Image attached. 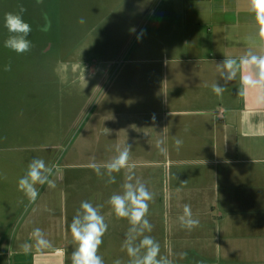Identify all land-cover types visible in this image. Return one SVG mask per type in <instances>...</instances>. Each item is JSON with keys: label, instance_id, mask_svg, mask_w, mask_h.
Returning a JSON list of instances; mask_svg holds the SVG:
<instances>
[{"label": "crops", "instance_id": "obj_1", "mask_svg": "<svg viewBox=\"0 0 264 264\" xmlns=\"http://www.w3.org/2000/svg\"><path fill=\"white\" fill-rule=\"evenodd\" d=\"M77 5L86 8L78 18L55 19L62 36L116 37L100 48L125 54L116 67L104 58L111 83L100 95L94 130L97 142L109 145V160L117 148L131 146L135 177L154 195L148 234L159 242L160 254L173 264H264V107L251 95H238L239 75L222 97L211 90L214 82L224 84L217 63L254 43L248 0H78ZM65 64L62 87L93 79L85 66ZM176 139L183 141L179 150ZM32 159L0 160L5 166L0 264H71L68 225L85 200L102 206L108 224L99 249L105 264L116 259L127 264L121 245L128 223L117 221L107 204L121 191L125 170L108 184L95 172L71 171L108 160L67 161L56 187L37 185L39 195L30 203L17 185ZM184 204L200 222L191 231L177 219ZM37 227L51 247L25 254L22 245L33 243L29 237Z\"/></svg>", "mask_w": 264, "mask_h": 264}, {"label": "rangeland", "instance_id": "obj_2", "mask_svg": "<svg viewBox=\"0 0 264 264\" xmlns=\"http://www.w3.org/2000/svg\"><path fill=\"white\" fill-rule=\"evenodd\" d=\"M77 2L44 0L43 7L35 0H0V160L33 157L55 164L59 158L60 174L67 161L88 163L109 160L111 156L109 145L97 142L94 130L100 95L108 91L111 83L104 58L112 59L116 67L126 57L100 48L102 44L112 45L116 37L62 36L55 19L78 18L86 8L74 6ZM21 4L26 9L23 18L32 27L28 39L33 47L17 55L3 46L8 36L3 17L7 12H17ZM43 10L52 19L46 33L40 30L45 23ZM67 62H75L79 68L85 66L93 79L84 78L83 83L70 89L62 87V73L66 71L63 63L66 67ZM7 64H11V71L4 70ZM4 167L0 165V170L4 171ZM71 171L94 173L87 168Z\"/></svg>", "mask_w": 264, "mask_h": 264}, {"label": "clouds", "instance_id": "obj_3", "mask_svg": "<svg viewBox=\"0 0 264 264\" xmlns=\"http://www.w3.org/2000/svg\"><path fill=\"white\" fill-rule=\"evenodd\" d=\"M43 3L44 0H35L37 5ZM24 12L26 9L21 4L17 12H7L3 17L4 27L8 32L3 46L17 55H23L33 47L31 40L28 39L32 27L24 20ZM248 13L252 18L254 43L245 50L244 54L224 56L223 61L217 63V71L224 84L214 82L211 90L217 97H222L227 85L239 75L238 95L244 98L251 95L257 107H264V0H248ZM43 19L45 23L40 30L46 33L51 28V20L47 13H44ZM79 22L84 21L81 19ZM4 70L11 71V64L5 65ZM174 143L179 150L183 141L176 139ZM130 150V145L122 149L117 148V154L107 162H92L88 167L97 176L106 177L108 184L116 183L115 174L125 170V180L120 185L121 191L113 193L107 204L117 221L123 219L128 223L121 245V250L125 251L128 257L127 264H173L168 256L160 254L159 242L148 234L153 230V225L147 217L149 203L154 199V195L144 182L135 177V165L130 163ZM57 174V164H46L43 159L34 158L25 174L18 180V191L22 192L30 203H34L39 195L37 185L55 188ZM101 207L89 200L82 201L68 225L74 249L71 253V264H105L99 249L108 230V224ZM177 219L181 227L189 231L198 227L200 223L199 219L193 216L189 204L183 205L182 213ZM29 239L33 243L22 245L21 250L25 254L33 251L42 252L51 247L50 241L38 227L32 230ZM55 251L67 255L64 248H57ZM113 264H125V262L116 259Z\"/></svg>", "mask_w": 264, "mask_h": 264}]
</instances>
